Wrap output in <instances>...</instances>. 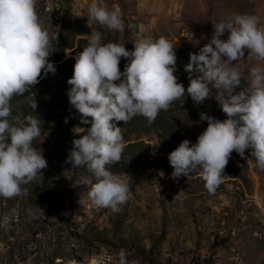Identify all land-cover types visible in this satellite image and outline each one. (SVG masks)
Wrapping results in <instances>:
<instances>
[{
    "label": "rangeland",
    "instance_id": "374dc122",
    "mask_svg": "<svg viewBox=\"0 0 264 264\" xmlns=\"http://www.w3.org/2000/svg\"><path fill=\"white\" fill-rule=\"evenodd\" d=\"M97 2L119 11L125 23L123 31H115L93 21L92 28L102 33V42H123L131 51L142 37L163 36L176 47L175 55L188 54L187 62L189 53H197L210 40L212 17L256 15L264 26V0ZM90 3L92 0H36L39 21L53 45L56 43L50 57L63 52L66 64L41 88L12 100L13 115L23 118L32 112L41 120V135L34 144L43 149L48 166L42 177L24 186L26 195L0 198V219L13 209L16 213L7 228L0 227V264H117L121 248L127 250L128 264H264V171L255 167L247 149L248 159L231 153L223 182L212 193L204 187L200 169L189 178L170 175L168 153L185 138L194 143L206 127V121H199V113L225 118L213 96L194 103V112L185 109L192 101L185 95L158 114L160 122L116 121L125 147L121 160L108 167L128 176L130 199L119 212L86 201L89 186L80 181L91 178V173L83 167L71 168L65 159L72 140L83 135L90 124L65 112V95L71 87L67 79L72 76L75 57L91 32L87 23ZM226 36L227 32L221 38ZM244 55L234 66L246 76L258 61L247 50ZM127 62V58L120 59L121 71ZM186 79L185 88L188 73ZM241 86L246 87L247 81ZM32 95L37 104L34 110L27 102ZM70 123L74 128L68 132ZM33 204L44 210V217H27ZM71 211L74 217L68 221Z\"/></svg>",
    "mask_w": 264,
    "mask_h": 264
},
{
    "label": "clouds",
    "instance_id": "9594fccd",
    "mask_svg": "<svg viewBox=\"0 0 264 264\" xmlns=\"http://www.w3.org/2000/svg\"><path fill=\"white\" fill-rule=\"evenodd\" d=\"M35 5L36 0H0V198L5 200L26 195L24 186L42 177L48 166L43 149L34 144L41 135V120L32 112L23 118L15 116L12 108L13 97L24 95L39 79L56 71L49 59L56 43L42 27ZM93 21L109 30L125 27L119 11L92 0L87 17L91 32L67 80L71 86L68 102L80 114L81 123L90 126L72 140L65 162L91 173V178L80 181L89 186L88 203L119 212L130 199L128 176L108 167L121 160L125 147L121 127L115 122L126 123L139 115L151 124L185 95L196 104L213 96L225 118L199 113V121L207 123L196 141L185 138L168 153L173 179L189 178L200 169L204 187L212 193L223 182L231 153L248 159L246 149L255 167L264 171V63H259L264 61V26L256 15L209 19L210 40L197 53H189L184 65L189 80L186 88L174 75L176 47L170 40L142 37L129 51L123 42H102V33L92 28ZM245 50L258 61L246 76L234 66L245 57ZM122 57L128 59L123 71L118 67ZM244 80L246 87L241 86ZM27 102L31 109L37 107L33 95ZM26 214L30 219L45 216L36 204ZM15 215L13 209L0 219V227L7 228ZM127 256L121 248L117 264H128Z\"/></svg>",
    "mask_w": 264,
    "mask_h": 264
},
{
    "label": "trees",
    "instance_id": "16d2710c",
    "mask_svg": "<svg viewBox=\"0 0 264 264\" xmlns=\"http://www.w3.org/2000/svg\"><path fill=\"white\" fill-rule=\"evenodd\" d=\"M176 54H177L176 55V71H175L174 75L179 76V78H181V80L178 79V82L183 84L184 82L187 81V79H186L187 72L184 69V65L187 62V57L188 56H186V55H188V54H184V53L182 54L180 52L179 53L176 52ZM64 57H65V53L61 52V53H57L56 55H53L52 57L49 58L54 63V66H55L56 70L63 71L62 69L64 68V66L66 64V61L64 60ZM70 62L73 64L74 60H71ZM69 75H70V73H68V76ZM51 76H52V73H49L47 76H44L43 78L39 79V82L37 84H35L34 86H32V88L35 91L38 90L39 88H41L44 85V83L48 82V80H49V78ZM65 97H67V96L65 95ZM65 99H66V104L68 103V106L67 105L65 106V109H66L65 112L67 114H69L71 112V114L80 116L78 111L68 102V98H65ZM187 104L188 105L184 106L185 109H190V110H192L194 112H197L196 105L194 104L193 101L187 102ZM156 119L160 122V118L157 117ZM133 120L147 121L146 118H144L143 116H139L138 115V116L133 117L130 121H128L126 123L129 124ZM67 128H68V132H70L74 128V125L72 123H70V124L67 125ZM128 145L129 146H133V143H129ZM73 217H74V215H73V213L71 211L69 216H68V221H70Z\"/></svg>",
    "mask_w": 264,
    "mask_h": 264
}]
</instances>
